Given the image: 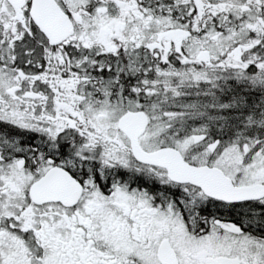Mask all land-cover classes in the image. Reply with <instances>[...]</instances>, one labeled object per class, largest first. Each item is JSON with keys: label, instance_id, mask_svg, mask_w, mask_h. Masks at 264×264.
<instances>
[{"label": "snow or ice", "instance_id": "6c2138e0", "mask_svg": "<svg viewBox=\"0 0 264 264\" xmlns=\"http://www.w3.org/2000/svg\"><path fill=\"white\" fill-rule=\"evenodd\" d=\"M0 264H264V0H0Z\"/></svg>", "mask_w": 264, "mask_h": 264}]
</instances>
